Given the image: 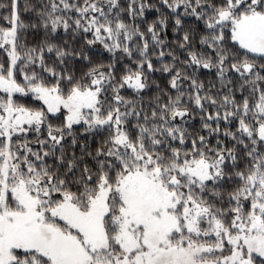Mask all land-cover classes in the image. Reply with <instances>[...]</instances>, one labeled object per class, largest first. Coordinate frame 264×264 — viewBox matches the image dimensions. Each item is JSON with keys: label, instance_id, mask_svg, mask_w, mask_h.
I'll list each match as a JSON object with an SVG mask.
<instances>
[{"label": "snow or ice", "instance_id": "1", "mask_svg": "<svg viewBox=\"0 0 264 264\" xmlns=\"http://www.w3.org/2000/svg\"><path fill=\"white\" fill-rule=\"evenodd\" d=\"M0 264H264V0H0Z\"/></svg>", "mask_w": 264, "mask_h": 264}]
</instances>
